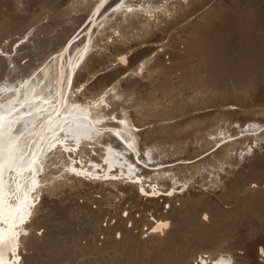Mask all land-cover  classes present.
Wrapping results in <instances>:
<instances>
[{"label": "bare ground", "instance_id": "6f19581e", "mask_svg": "<svg viewBox=\"0 0 264 264\" xmlns=\"http://www.w3.org/2000/svg\"><path fill=\"white\" fill-rule=\"evenodd\" d=\"M0 264H264V0H0Z\"/></svg>", "mask_w": 264, "mask_h": 264}, {"label": "rangeland", "instance_id": "374dc122", "mask_svg": "<svg viewBox=\"0 0 264 264\" xmlns=\"http://www.w3.org/2000/svg\"><path fill=\"white\" fill-rule=\"evenodd\" d=\"M139 215V214H138ZM114 221V220H113ZM113 221L111 223H113ZM115 222V221H114ZM108 224V218H105L102 222V225H107ZM128 226H132V223H129ZM145 236V234L143 235V237Z\"/></svg>", "mask_w": 264, "mask_h": 264}]
</instances>
